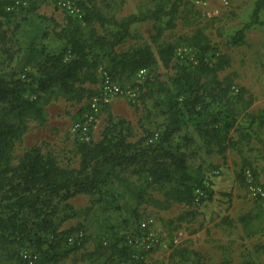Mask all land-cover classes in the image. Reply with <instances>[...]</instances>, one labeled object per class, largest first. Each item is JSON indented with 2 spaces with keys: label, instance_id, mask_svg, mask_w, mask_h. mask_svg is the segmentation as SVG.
Segmentation results:
<instances>
[{
  "label": "rangeland",
  "instance_id": "374dc122",
  "mask_svg": "<svg viewBox=\"0 0 264 264\" xmlns=\"http://www.w3.org/2000/svg\"><path fill=\"white\" fill-rule=\"evenodd\" d=\"M95 1L102 8L107 2L112 3L117 20L154 10L158 4H164L167 9L171 6L169 0ZM257 1L210 0L206 9L194 7L186 0L178 2L176 25L173 29H165L161 39V43H171L176 48L171 68L165 70L158 67L148 71L140 83L137 76L118 83L136 93L137 99L120 97L105 106L102 104L90 131V142H99L111 113L115 123L123 120L131 131L129 142L136 143L148 138L144 146L156 144L166 121L161 113L164 108L158 104L164 95L156 92L150 95L152 87L147 81L165 83L168 77L177 72V65L196 63L199 49L192 44L197 36L201 39L207 37L212 48L207 54L209 60L215 62L219 56L230 59V67L220 72L219 78L225 87H230L231 97L230 101L211 105L207 118L209 121L223 118L224 111L232 109L237 118L236 131L231 133L235 145L225 155H220L216 146L187 128L173 137V143L180 142L182 150L188 155V162L203 169L206 186L212 192L211 199H206L204 195L205 200L195 202L192 206L174 204L170 210L162 211L152 206L138 207L133 202L129 204L127 199L114 202L106 189L92 196L78 195L68 202L56 198L53 202L56 212L53 220L59 230L68 231L71 236L84 232L87 242L80 254L93 252L100 243L111 244L122 238L126 241L133 238L138 242V252L143 254V259H132L126 264H179V254L184 249L199 252L201 264H264V254L256 253L254 249L264 245V200L254 197L248 189L251 181L264 191V118H261L264 116V28L256 26L247 31L241 45L231 43L232 37L251 20ZM82 2L28 0L19 8H11L9 18H0V74L14 69L31 45L39 50L36 64L49 55L62 53L67 44L59 38V34L70 19H75L70 10L78 9ZM260 18L264 22V10ZM167 22L168 19L163 18L157 24L148 21L133 25L130 29L131 38L118 48V52L143 47L156 34L155 26L166 28ZM97 28L100 34L113 30L111 27ZM185 48H188L189 53H182ZM106 62L98 70V83L87 85L91 92L99 94L101 72ZM29 71L35 72L36 68ZM46 98L49 99L46 105L47 123L44 126L34 121L28 123L27 133L16 144L14 164L17 165L27 151L39 147L45 156H54L61 166L78 168L80 155L77 144L82 141L72 134V127L89 114L87 106L92 98L85 99L81 104L51 95ZM185 136L193 143L182 141ZM127 175L138 184L150 182L147 175ZM165 191L158 186L150 190L160 200L165 199ZM127 203L129 205L125 207ZM78 212L81 215L74 217ZM65 216L69 218L62 221ZM249 217L252 223L263 228L262 233L246 237L243 220ZM145 218L155 220L149 234L158 240L157 244L146 250L144 244L152 243L138 227L139 221ZM40 235L51 240V236L45 233ZM5 236L10 241L0 239V264H21L22 254L26 252L40 256L36 244L28 242L23 236L10 233ZM72 258L60 264H74Z\"/></svg>",
  "mask_w": 264,
  "mask_h": 264
},
{
  "label": "trees",
  "instance_id": "16d2710c",
  "mask_svg": "<svg viewBox=\"0 0 264 264\" xmlns=\"http://www.w3.org/2000/svg\"><path fill=\"white\" fill-rule=\"evenodd\" d=\"M180 1L169 0V9L158 4L154 10L117 20L112 3L107 2L102 8L95 0H83L79 5L81 20L70 19L59 34L67 44L62 53L49 55L36 64L39 50L31 45L14 69L0 74V239L10 241L5 236L10 233L35 243L40 256L34 264H60L71 257L74 264H126L132 261V250L125 238L111 244L100 243L93 252L80 254L87 239L84 237L81 243L73 245L68 243L70 232L59 230L53 220L56 198L68 202L78 195L92 196L106 189L114 202L127 199L129 204L152 206L162 211L170 210L174 204L192 206L198 190L204 191L206 199H211L212 192L206 186L203 169L188 162L180 142L173 143V137L187 128L216 146L220 155H225L235 145L231 133L236 131L237 118L232 109L224 111L223 118L210 121L207 118L211 105L231 99L230 87H225L219 78L220 72L230 67V59L219 56L215 62L209 60L207 54L212 48L207 37L197 36L192 44L199 49L196 64L177 65V72L165 83L147 81L152 87L150 95L155 92L164 95L158 104L164 108L161 113L166 121L156 144L144 146L148 138L129 142L131 131L123 120L115 123L110 113L108 126L99 142H78V168L61 166L54 156H45L39 147L27 151L18 164H14L16 144L27 133L28 123L34 121L40 126L47 123V95L76 104L97 96L98 93L91 92L87 85L98 83V70L105 61L104 69L116 83L130 81L144 69L151 72L158 67L171 68L176 48L171 43H161V39L165 29L175 27ZM15 2L0 0V18L10 17L8 9ZM263 10L264 0H258L251 20L232 37L233 45H241L246 32L253 27L264 28L260 18ZM163 18L168 19L166 28L156 25V34L143 47L118 52V48L131 38L133 25L148 21L157 24ZM97 26L113 30L100 34ZM31 68L36 71H29ZM182 141L193 143L187 136ZM127 173L147 175L150 182L138 184L131 181ZM153 186L166 189L164 200L153 196L150 192ZM80 215L78 212L74 217ZM68 218L65 216L62 221ZM243 221L246 237L263 232L250 217ZM41 233L51 236V240L42 238ZM254 249L256 253L264 254V245ZM179 257V264H201L202 256L196 251L184 249ZM21 264L27 263L23 260Z\"/></svg>",
  "mask_w": 264,
  "mask_h": 264
},
{
  "label": "built area",
  "instance_id": "2783aa9c",
  "mask_svg": "<svg viewBox=\"0 0 264 264\" xmlns=\"http://www.w3.org/2000/svg\"><path fill=\"white\" fill-rule=\"evenodd\" d=\"M190 4H192L194 7L200 8V9H206L209 7L210 0H186ZM28 2V0H16L15 4L11 8H19L23 4ZM11 8L8 9V11H11ZM72 16L75 17V19L81 20L82 18V12L78 9H71ZM182 53H189L188 48H185L182 50ZM196 64V63H192ZM102 76H101V90L99 94L95 97H93L89 102V114L85 115L82 120H78L72 127V134L80 138L82 143H89L90 142V131L92 128V125L96 121V117L99 114L101 108L100 106L103 104L104 106L108 103H111L112 100L120 98V97H127L129 99H137V94L133 93L124 87L120 86L118 83L111 80L108 73L104 70H102ZM148 74V70L144 69L137 73L138 82L140 83L142 79H144ZM250 194H252L254 197L264 200V191L257 187L253 182H249L248 186ZM204 191L198 190L196 191V200L195 202L201 201L205 196ZM155 225V220L153 218H145L139 221V230L143 233L144 237L148 236V240L150 239L152 245L144 244L143 248L144 250L150 249L152 246L155 245V243H158L157 239H153L152 235L149 234L150 229ZM84 232H79L78 234L72 235L68 238V243L73 245L75 243H81L84 238ZM127 245L131 248V256L133 260L141 261L143 259V254L141 252H138L139 246L138 242H136L133 238L127 239ZM23 260L27 264H34L35 261L38 259V255L36 254H30V253H23L22 254Z\"/></svg>",
  "mask_w": 264,
  "mask_h": 264
}]
</instances>
